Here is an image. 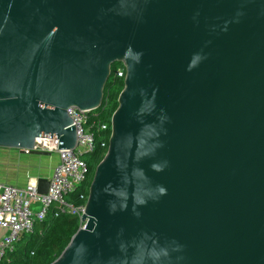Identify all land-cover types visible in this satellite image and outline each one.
<instances>
[{
	"label": "water",
	"instance_id": "1",
	"mask_svg": "<svg viewBox=\"0 0 264 264\" xmlns=\"http://www.w3.org/2000/svg\"><path fill=\"white\" fill-rule=\"evenodd\" d=\"M116 64L109 146L52 264H264V0H0V148L75 150L67 111L98 110Z\"/></svg>",
	"mask_w": 264,
	"mask_h": 264
},
{
	"label": "built area",
	"instance_id": "2",
	"mask_svg": "<svg viewBox=\"0 0 264 264\" xmlns=\"http://www.w3.org/2000/svg\"><path fill=\"white\" fill-rule=\"evenodd\" d=\"M116 76L125 79V68L119 67ZM67 112L77 132L78 145L75 150H59L60 140L39 138L36 141V150L56 153L59 158L50 177L47 194L39 193L37 182L18 187L0 181V260L14 250L23 236L33 234L37 224L46 220L49 214L55 218L63 214L76 215L82 227L89 193L80 196L83 202L80 205L69 202L67 197L87 181L88 166L82 154L95 152L96 133L108 131L111 123L94 121L88 124L89 112L76 107L69 108ZM110 136L100 144L106 152Z\"/></svg>",
	"mask_w": 264,
	"mask_h": 264
},
{
	"label": "trees",
	"instance_id": "3",
	"mask_svg": "<svg viewBox=\"0 0 264 264\" xmlns=\"http://www.w3.org/2000/svg\"><path fill=\"white\" fill-rule=\"evenodd\" d=\"M122 64H116L112 67V75L106 84L104 90V100L102 106L89 113V123L94 121L107 123L110 125L111 118L118 108V99L124 89V79L116 76V70ZM99 115L96 117V115ZM111 129L106 132L96 133V150L93 153H85L82 159L88 166L87 181L82 187H79L74 193L67 197V200L75 205H80L81 195H88L95 170L102 161L106 151L100 146L104 138H109ZM80 220L76 215L63 214L55 218L52 214L37 224L36 231L33 234L25 235L9 251L0 264H52L66 249L73 236L80 228Z\"/></svg>",
	"mask_w": 264,
	"mask_h": 264
},
{
	"label": "crops",
	"instance_id": "4",
	"mask_svg": "<svg viewBox=\"0 0 264 264\" xmlns=\"http://www.w3.org/2000/svg\"><path fill=\"white\" fill-rule=\"evenodd\" d=\"M58 163L56 153L32 155L16 149L0 148V181L18 187L36 183L38 179L49 181Z\"/></svg>",
	"mask_w": 264,
	"mask_h": 264
},
{
	"label": "rangeland",
	"instance_id": "5",
	"mask_svg": "<svg viewBox=\"0 0 264 264\" xmlns=\"http://www.w3.org/2000/svg\"><path fill=\"white\" fill-rule=\"evenodd\" d=\"M121 67H124L123 65ZM125 68V67H124ZM81 150H83V147H81Z\"/></svg>",
	"mask_w": 264,
	"mask_h": 264
}]
</instances>
